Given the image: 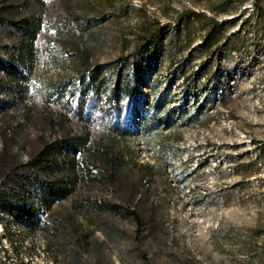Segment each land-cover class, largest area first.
<instances>
[{
	"label": "rangeland",
	"instance_id": "1",
	"mask_svg": "<svg viewBox=\"0 0 264 264\" xmlns=\"http://www.w3.org/2000/svg\"><path fill=\"white\" fill-rule=\"evenodd\" d=\"M162 25L153 57L119 59ZM11 53L0 174L84 127L123 160L111 180L78 155L92 175L33 231L1 214L0 264H264V0H0V57ZM83 54L101 68L97 96L80 93ZM128 73L139 82L120 135L102 107Z\"/></svg>",
	"mask_w": 264,
	"mask_h": 264
},
{
	"label": "trees",
	"instance_id": "2",
	"mask_svg": "<svg viewBox=\"0 0 264 264\" xmlns=\"http://www.w3.org/2000/svg\"><path fill=\"white\" fill-rule=\"evenodd\" d=\"M188 13L194 14L193 12ZM213 25L220 27L218 21H214ZM166 26L157 27L152 34L143 38V42L134 51L119 59L126 61L132 58L127 66L133 65L139 68L145 57H153ZM21 27L24 31L21 33L20 43L29 50L36 31L30 29L27 23ZM18 60L19 57L14 53L9 54L6 60L0 57V66L3 67L5 75L16 83L18 81L16 76ZM75 70L78 73V82L81 83V95L95 94L97 96L103 82L100 66L91 65L83 54L82 61L75 67ZM122 81L121 85H117L108 94L105 98L106 105L102 107L103 112L108 115V123L112 124V128L120 135L126 126L120 121L121 104L131 94L137 95L139 78L135 73H128ZM133 108L130 114L134 113ZM112 115L115 117L114 123H112ZM84 153H89L99 164L100 174L104 173L111 180H115L123 158L114 150L113 143L92 141L90 132L85 127L81 132L68 129L60 136L44 141L23 163L17 162L13 155L14 160L8 168L6 167V173L0 174V215H8L14 221L33 231L39 221V216L47 212L55 200L64 198L73 191L79 174L92 175L93 171L87 164L79 165L78 155ZM1 164L0 162V166ZM131 213L137 218L135 212L131 211Z\"/></svg>",
	"mask_w": 264,
	"mask_h": 264
},
{
	"label": "bare ground",
	"instance_id": "3",
	"mask_svg": "<svg viewBox=\"0 0 264 264\" xmlns=\"http://www.w3.org/2000/svg\"><path fill=\"white\" fill-rule=\"evenodd\" d=\"M249 10L253 11V9L251 7H248Z\"/></svg>",
	"mask_w": 264,
	"mask_h": 264
}]
</instances>
